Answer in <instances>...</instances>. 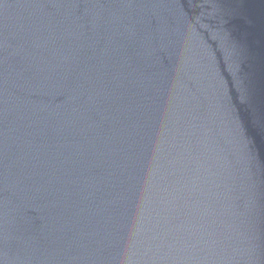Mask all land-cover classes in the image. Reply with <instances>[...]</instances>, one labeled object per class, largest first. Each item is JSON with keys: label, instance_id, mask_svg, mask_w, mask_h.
Listing matches in <instances>:
<instances>
[{"label": "water", "instance_id": "obj_1", "mask_svg": "<svg viewBox=\"0 0 264 264\" xmlns=\"http://www.w3.org/2000/svg\"><path fill=\"white\" fill-rule=\"evenodd\" d=\"M0 264H264V0H0Z\"/></svg>", "mask_w": 264, "mask_h": 264}]
</instances>
